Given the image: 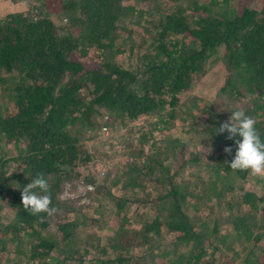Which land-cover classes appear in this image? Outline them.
<instances>
[{
	"label": "trees",
	"instance_id": "trees-1",
	"mask_svg": "<svg viewBox=\"0 0 264 264\" xmlns=\"http://www.w3.org/2000/svg\"><path fill=\"white\" fill-rule=\"evenodd\" d=\"M24 1L28 4L24 10L0 15V97L4 96L8 103L0 112V139L12 144L9 155L0 147V202L5 200L19 212L18 225H12V230L27 229L26 264H65L82 259L72 243L80 222L60 217L61 211L76 208L70 209L68 200L58 196L62 182L77 176L80 164L91 159L82 144L80 127H92L102 112L126 121L155 114L160 106L167 111L155 114L158 123L150 122L158 128L167 125L174 116L179 94L192 85L195 74L211 66L220 45L224 47L226 65L220 91L230 95L232 106L242 104L240 110L257 121L255 127L264 142V0H240L237 7H231V0H191L189 4L186 0H165L173 2L172 9L154 18V49L140 56L139 70L115 58L125 50L115 41L117 27L125 15L123 0ZM133 10L144 14L135 6ZM89 48L94 50L92 57H87ZM199 123L204 135L211 138L209 145L223 143V152L225 147L232 148L226 157L219 153L210 160L211 171L221 185H226L229 198L238 197L239 203L249 205L234 227L248 238L252 225L257 223L255 217L261 216V222L256 224L259 231L252 236L255 240L264 238V193L240 184L249 171L228 167L236 151L234 141L240 137L229 140L227 132L216 133L220 124H213L210 118ZM75 124H79L77 130ZM139 136L144 138V134ZM176 142L170 144L174 147ZM160 148L158 155L145 154L149 163L126 164L124 187L141 190L137 176L153 173L157 165L155 181L160 185L156 196L141 201H154L150 204L151 215H146L139 225H116L109 246L119 252L111 260L120 264H155L122 252L165 230L172 234L170 242L184 247L158 264H249L208 250L212 241L191 221L185 208L183 181ZM11 162L16 163L14 171L7 170ZM38 173L48 181L50 207L58 210L51 217L45 213L34 216L21 204L23 187ZM110 196L116 198L117 212L126 200L133 199L127 195ZM213 229L216 231L215 225ZM251 251L254 255L248 252L246 256L253 260L252 264H264V249L255 251L251 247ZM88 259L99 260L96 256ZM19 262L15 260L13 264Z\"/></svg>",
	"mask_w": 264,
	"mask_h": 264
},
{
	"label": "rangeland",
	"instance_id": "rangeland-1",
	"mask_svg": "<svg viewBox=\"0 0 264 264\" xmlns=\"http://www.w3.org/2000/svg\"><path fill=\"white\" fill-rule=\"evenodd\" d=\"M190 1L185 2L189 4ZM239 4L240 0L230 1L231 7ZM172 5V1L165 0H123L125 15L117 27L115 41L124 46L125 50L115 58L130 68L139 70L140 56L148 51L153 52L154 49L151 39L154 18L171 10ZM27 6L24 0H0V15L7 11L24 10ZM133 6L142 9L144 14L133 10ZM53 18L57 20L55 16ZM93 53V48H89L87 57ZM223 53L224 47L218 46L210 61L211 66L204 72L195 74L192 85L179 94L174 116L168 126L158 128L151 124L152 121L158 123L156 113L163 114L167 111L166 107L160 106L155 114L126 121L113 113L102 112L95 118L96 122L92 127H80L82 144L91 154V159L80 164L77 176L62 182L58 196L68 200L70 209L76 208L61 211L60 217L76 218L80 222L72 243L82 259H73L65 264H120L111 260L119 250L109 246V238L114 234L117 224L123 222L129 224V227L139 225L146 215H151L150 204L154 201L148 204L141 201L145 202L156 196L160 185L155 181L158 165L153 173L137 176V181L142 184L139 191L123 186V172L128 162L138 166L149 163L150 160L146 161L145 156L152 153L158 155V146L162 148L159 150L163 157L170 158V161L166 160L171 169L177 167V176L183 181L187 196L186 211L197 230L212 241L209 251L216 250L235 261L244 260L252 264L253 260L246 256L248 252L254 255L251 247L255 251L264 249V238L255 240L252 236L259 231L256 224L261 222V216L255 217L257 223L252 225L253 232H249L251 236L248 238L234 227L236 220L248 211L249 205L239 203L238 197L231 200L226 185H221L220 179L211 171L213 163L210 158L219 153H224L223 156L226 157L228 153L223 152V143L209 145L211 138L206 133L204 135L199 123L204 124L210 118L213 124H220L224 119L228 120L231 112L242 108V104L232 106L230 95L220 91L226 73ZM6 105L8 103L5 97L1 96L0 112ZM78 126L79 124H75L74 128L77 130ZM142 134L144 138L141 139L139 135ZM173 141H177V145L173 144L175 148L170 144ZM0 147L5 155L12 153V144L5 139H0ZM183 158L185 161L181 163ZM95 159L101 160L105 165V173L101 176L97 174ZM15 168L16 163L11 162L7 166L8 171H14ZM143 168L142 172L146 170V167ZM86 183H92L94 187L91 190L85 189ZM238 183L236 180V184ZM240 184L264 193V175L252 176L249 172L240 180ZM110 193L116 196L127 195L133 199L126 200L125 206L117 212L116 198H112ZM252 213L258 215L255 211ZM18 219V210L5 200L1 201L0 264H13L15 260L28 262L27 229L14 231L11 228L12 225H18ZM249 221L250 219L245 227ZM214 225L216 231L213 229ZM171 236L169 231L164 230L160 236L152 235L138 246H129L122 254L133 253L145 262L158 264L165 256L170 257L178 248L184 247L179 242H170ZM89 256H96L99 260L88 259ZM101 258L108 261L101 262ZM256 259L260 260V257L256 255Z\"/></svg>",
	"mask_w": 264,
	"mask_h": 264
},
{
	"label": "clouds",
	"instance_id": "clouds-1",
	"mask_svg": "<svg viewBox=\"0 0 264 264\" xmlns=\"http://www.w3.org/2000/svg\"><path fill=\"white\" fill-rule=\"evenodd\" d=\"M257 121L246 115L242 110L231 112L228 120L220 123L215 132L222 134L227 132L226 139L235 140L236 151L234 158L228 167L232 170H247L252 176L264 175V142L261 141L256 129ZM211 149L209 148L208 151ZM225 153H231L232 148L225 147ZM38 190V191H37ZM49 184L42 173L27 183L21 191V204L23 208L32 215L41 213L51 217L57 213V208L50 207L52 201L49 195Z\"/></svg>",
	"mask_w": 264,
	"mask_h": 264
},
{
	"label": "built area",
	"instance_id": "built-area-1",
	"mask_svg": "<svg viewBox=\"0 0 264 264\" xmlns=\"http://www.w3.org/2000/svg\"><path fill=\"white\" fill-rule=\"evenodd\" d=\"M104 129H106L105 126H103ZM94 165H95V168H96V171H97V174L99 176L103 175L105 173V165L102 163L101 160L99 159H95L94 161ZM93 184L92 183H86L85 184V189H88V190H91L93 188ZM18 264H26L25 261H21L19 262Z\"/></svg>",
	"mask_w": 264,
	"mask_h": 264
}]
</instances>
